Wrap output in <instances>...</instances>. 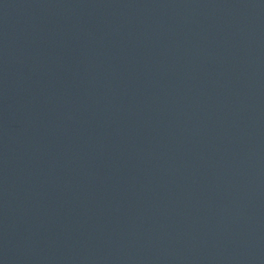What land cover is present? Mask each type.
I'll list each match as a JSON object with an SVG mask.
<instances>
[{
    "label": "water",
    "instance_id": "95a60500",
    "mask_svg": "<svg viewBox=\"0 0 264 264\" xmlns=\"http://www.w3.org/2000/svg\"><path fill=\"white\" fill-rule=\"evenodd\" d=\"M0 264H264V0H0Z\"/></svg>",
    "mask_w": 264,
    "mask_h": 264
}]
</instances>
